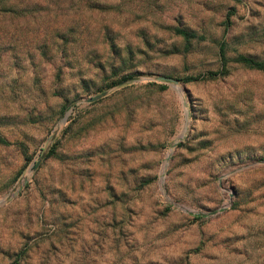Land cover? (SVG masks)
I'll return each instance as SVG.
<instances>
[{
	"label": "rangeland",
	"instance_id": "rangeland-1",
	"mask_svg": "<svg viewBox=\"0 0 264 264\" xmlns=\"http://www.w3.org/2000/svg\"><path fill=\"white\" fill-rule=\"evenodd\" d=\"M223 41L225 75L156 79ZM238 54L264 61V0H0V264H264V71Z\"/></svg>",
	"mask_w": 264,
	"mask_h": 264
},
{
	"label": "trees",
	"instance_id": "trees-1",
	"mask_svg": "<svg viewBox=\"0 0 264 264\" xmlns=\"http://www.w3.org/2000/svg\"><path fill=\"white\" fill-rule=\"evenodd\" d=\"M172 30L175 36L183 38L186 42H189L191 39L196 38V34L189 29L176 26L173 27ZM73 33L74 31L71 29H66V28L57 29L55 30L54 34L51 35L49 41L45 40L42 43L41 48L45 49L46 47H48L51 49H56V51H58L60 55H65L70 50H73V48L75 47L76 39L73 37ZM226 46L227 43L224 41L220 42L219 44V58L221 60V69L217 71H209L205 75L203 74L196 76H187L184 78H179L177 80L183 82H190V81H199L207 78H213L219 75L220 76L225 75L228 72L227 62L229 61L228 57H226L225 55ZM233 60L237 63L242 64L247 68L264 71V61L256 59L255 57L247 56L244 54H238ZM132 77H133V73L122 77L121 80H126ZM119 82L121 81H117L116 83L113 84H117ZM64 108L65 106L62 107V109ZM0 143H7V141L1 135H0ZM52 154H54L53 149H51L47 153V156H51ZM192 216L196 219L202 218V214L200 213H193Z\"/></svg>",
	"mask_w": 264,
	"mask_h": 264
},
{
	"label": "water",
	"instance_id": "water-1",
	"mask_svg": "<svg viewBox=\"0 0 264 264\" xmlns=\"http://www.w3.org/2000/svg\"><path fill=\"white\" fill-rule=\"evenodd\" d=\"M156 79L161 80V81H165V82H171V83H173V84H175V85L178 83V80H177V79H174V78H171V77H167V76H158V77H156ZM103 95H104V93L99 94V95H96V96H93V97H88V98H86V101L89 102V103H90V102H93V101L99 99V98H100L101 96H103ZM183 136H184V130H182L181 133L177 136V139H182ZM175 145H176V143H174V144L172 145V147H174ZM43 157H44V154L41 156V158H43ZM169 157H170V154H168V157H167V158L169 159ZM38 163H39V161L36 162L35 166H36ZM35 166H34L32 169H34ZM13 191H14V189L11 190L10 193H8L7 195H5V196L0 200V202H1V201L3 202L6 198H8L9 196H11Z\"/></svg>",
	"mask_w": 264,
	"mask_h": 264
}]
</instances>
